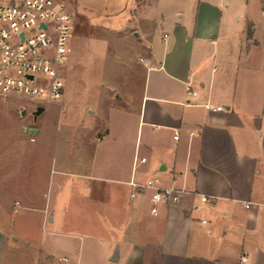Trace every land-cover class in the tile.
<instances>
[{
    "label": "crops",
    "instance_id": "1",
    "mask_svg": "<svg viewBox=\"0 0 264 264\" xmlns=\"http://www.w3.org/2000/svg\"><path fill=\"white\" fill-rule=\"evenodd\" d=\"M135 5L117 36L129 47L85 89L96 94L86 108L96 118L78 138L69 118L50 138L45 110L30 123L3 116L5 129L17 125L0 132V264H264V0ZM68 175L101 214L130 218L101 263L84 236L55 225ZM152 176L189 193L154 215L151 191L132 185ZM56 236L81 240H63L57 256Z\"/></svg>",
    "mask_w": 264,
    "mask_h": 264
},
{
    "label": "rangeland",
    "instance_id": "2",
    "mask_svg": "<svg viewBox=\"0 0 264 264\" xmlns=\"http://www.w3.org/2000/svg\"><path fill=\"white\" fill-rule=\"evenodd\" d=\"M135 3L136 0L74 1L72 30L67 44L69 59L67 64L63 65V73H74L72 76L73 78H71V81H68L67 76L62 73L61 81L63 93L61 99L58 102L44 103L43 106L45 111L39 118V122L43 120L47 122L50 138L51 136L54 138L55 135L57 136V133L66 130V126L64 125H66L65 123L68 118L73 120L70 122L75 124L74 129L77 128L75 139L78 138L77 133H80L82 128L86 127L87 124L95 122L96 114H89L86 108L87 103L96 105L98 100L96 99L95 93L90 90L86 91L85 89L93 88L98 85L96 79L99 75L97 74L96 76V73H111L107 71L109 68L108 66H110L109 63L118 48L125 51L129 47L127 41H119L117 36L120 34L121 30H124L125 26H129L127 20L130 18V10L136 7ZM255 9L259 11V8L254 5L253 10L255 11ZM157 11L160 10H155V12ZM258 16L259 14L257 15L259 19ZM260 22L261 19H259V25L261 27ZM260 53L262 56V65L264 66V45L261 46ZM100 66L103 68L102 71L100 70ZM69 88L73 89V92L68 96L72 106L66 103L65 93ZM23 105H25L27 109L25 116L21 115ZM34 106L35 103L31 100L3 99L0 97V124L7 121L4 119L6 117L3 116H9L10 111L19 121L30 123L33 119L32 112L34 111ZM97 122L99 123V121ZM16 125L17 122L15 123V121L8 124L6 129L0 125V132L1 129H9V132H11ZM77 145L78 143L74 142L73 149L75 148L79 154ZM64 164H68L66 168L73 167L70 165L71 163ZM54 176L56 188L58 187V175L55 174ZM66 178L64 195L61 198H57L58 208L55 225H59L58 228L64 226V230L77 232V234L84 237L88 236V238H82V240H85L86 246L97 249L94 254L89 253L88 256L95 261L98 259L101 263L103 261L101 258L102 249L110 245L111 241L116 240L113 238L116 231L122 233L123 230L126 231L129 229L131 223L128 220L130 218L128 219L126 214H117L115 211L112 212L113 214H101V208L97 202H91L81 196L82 183H80V179H75L72 175H68ZM55 192H57L56 189ZM108 209H110V206H108ZM146 211L147 209L144 212L147 213ZM111 214L114 217L111 216ZM117 216L120 217L119 221L111 220L112 217L117 218ZM103 218H105V220H102ZM147 219L148 217H145V220ZM135 224L136 228H138L136 229V233H142L145 221H136ZM131 228L132 227H130V229ZM53 239L62 241L56 246L57 256H61L67 250V248L63 246V240H68L70 243L72 242L71 245H78L81 240L80 237L73 238L70 236H56V238L54 237Z\"/></svg>",
    "mask_w": 264,
    "mask_h": 264
},
{
    "label": "built area",
    "instance_id": "3",
    "mask_svg": "<svg viewBox=\"0 0 264 264\" xmlns=\"http://www.w3.org/2000/svg\"><path fill=\"white\" fill-rule=\"evenodd\" d=\"M74 1L0 0L1 98L31 100L35 103L34 110L61 99V69L68 60ZM221 109V106L212 107L214 111ZM132 185L151 191L150 211L154 215L161 206L176 204L181 194L189 193L174 185H164L158 176ZM201 198L209 201L204 195Z\"/></svg>",
    "mask_w": 264,
    "mask_h": 264
},
{
    "label": "water",
    "instance_id": "4",
    "mask_svg": "<svg viewBox=\"0 0 264 264\" xmlns=\"http://www.w3.org/2000/svg\"><path fill=\"white\" fill-rule=\"evenodd\" d=\"M45 110V108L43 106H38L33 112H32V115H33V118L34 120L37 119V117L43 113V111ZM27 113V109L25 107H23V109L21 110V115L22 116H25ZM24 130L27 131L28 133L32 134V133H36L37 132V129L35 128H28V127H24Z\"/></svg>",
    "mask_w": 264,
    "mask_h": 264
}]
</instances>
